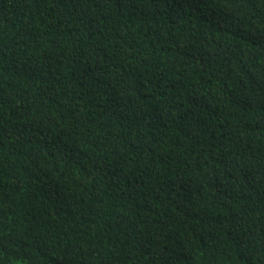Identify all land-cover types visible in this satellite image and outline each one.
<instances>
[{"label":"trees","instance_id":"1","mask_svg":"<svg viewBox=\"0 0 264 264\" xmlns=\"http://www.w3.org/2000/svg\"><path fill=\"white\" fill-rule=\"evenodd\" d=\"M264 264V0H0V264Z\"/></svg>","mask_w":264,"mask_h":264},{"label":"rangeland","instance_id":"2","mask_svg":"<svg viewBox=\"0 0 264 264\" xmlns=\"http://www.w3.org/2000/svg\"><path fill=\"white\" fill-rule=\"evenodd\" d=\"M17 264H21L20 262H18Z\"/></svg>","mask_w":264,"mask_h":264}]
</instances>
